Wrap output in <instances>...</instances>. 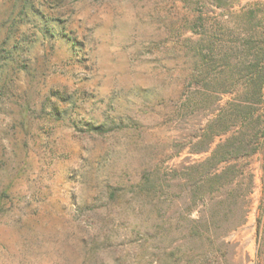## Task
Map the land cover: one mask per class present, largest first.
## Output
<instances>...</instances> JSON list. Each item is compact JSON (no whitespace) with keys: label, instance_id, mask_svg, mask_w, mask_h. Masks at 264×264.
Returning a JSON list of instances; mask_svg holds the SVG:
<instances>
[{"label":"rangeland","instance_id":"rangeland-1","mask_svg":"<svg viewBox=\"0 0 264 264\" xmlns=\"http://www.w3.org/2000/svg\"><path fill=\"white\" fill-rule=\"evenodd\" d=\"M195 1L0 0V264H264V128L206 199L190 187L203 169L184 171L230 134L190 150L242 89L178 113ZM225 2L207 17H228L213 37L234 45L235 15L264 0Z\"/></svg>","mask_w":264,"mask_h":264},{"label":"trees","instance_id":"trees-1","mask_svg":"<svg viewBox=\"0 0 264 264\" xmlns=\"http://www.w3.org/2000/svg\"><path fill=\"white\" fill-rule=\"evenodd\" d=\"M209 5L215 8L228 7L225 0L193 2L195 8L192 11L197 14L189 29L194 35H200V39L191 46V57L185 62L188 74L177 100L178 113L182 112V116L186 117L213 111L220 96L231 95L240 81L242 89L224 105L215 106L216 113L195 136L197 141L190 148L192 151L207 152L216 138L230 133L210 151L203 162L184 169L188 172L187 177L190 171L197 173V170L203 169L199 177L191 178L193 180L190 187L195 193L199 192L200 196L205 197L204 199L213 190H217V187L224 189L232 184L233 179L230 177L234 172L233 162L256 152L259 133L264 128L262 116L258 113L264 102V31H258V28L264 27V3L246 5L235 15L238 33L234 45L216 44L213 33L218 28H225L228 17L224 18L225 15L210 23L212 19L207 17L206 9ZM52 31L50 27L46 29L50 37L54 36ZM254 40H260V43L251 46ZM217 61L221 63L222 70L213 76L211 69ZM74 127L77 129V126ZM85 127L86 133L96 135L109 131L103 124H86ZM219 166L222 169L218 172ZM135 188L137 193L151 203L156 202L148 203L149 206L158 207L164 193L162 188L159 189L153 184L147 186L142 182ZM210 201L206 206H210ZM141 237H146V233Z\"/></svg>","mask_w":264,"mask_h":264}]
</instances>
